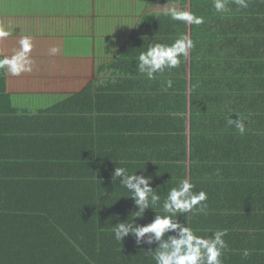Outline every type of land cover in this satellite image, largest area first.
<instances>
[{"label": "trees", "instance_id": "obj_1", "mask_svg": "<svg viewBox=\"0 0 264 264\" xmlns=\"http://www.w3.org/2000/svg\"><path fill=\"white\" fill-rule=\"evenodd\" d=\"M159 1L204 22L144 14L101 67L112 69L105 81L50 106L18 104L0 70V264H155V243L114 239L113 227L138 210L123 178L112 179L117 166L151 176L161 203L188 178L207 192V208L179 222L201 236L226 230L223 264H264V3L230 2L221 14L212 0ZM181 35L195 47L179 68L155 80L138 72L149 45ZM229 117L243 118L246 133ZM157 214L162 207L149 208L135 224Z\"/></svg>", "mask_w": 264, "mask_h": 264}, {"label": "crops", "instance_id": "obj_2", "mask_svg": "<svg viewBox=\"0 0 264 264\" xmlns=\"http://www.w3.org/2000/svg\"><path fill=\"white\" fill-rule=\"evenodd\" d=\"M123 2L122 5V0H0V27L10 33L0 40V59L18 51L19 41L25 36L33 44L30 53L33 71L20 76L7 73V90L18 104L34 110L44 108L80 92L97 77L105 81L112 69L101 67L119 55L141 17L179 6L159 0ZM113 11L132 22L125 29L130 32L126 43L125 37L117 40L119 49L106 59L111 52L109 42L118 35L110 21ZM136 13L140 15L137 17ZM52 47L59 48V52L51 54ZM29 95H33L31 100Z\"/></svg>", "mask_w": 264, "mask_h": 264}, {"label": "clouds", "instance_id": "obj_3", "mask_svg": "<svg viewBox=\"0 0 264 264\" xmlns=\"http://www.w3.org/2000/svg\"><path fill=\"white\" fill-rule=\"evenodd\" d=\"M217 13L230 12L229 3H234L238 9L249 7L250 0H212ZM264 3V0H260ZM165 15L174 21L202 24L203 18L197 17L188 11H180L175 7L165 10ZM10 33L0 27V40L8 37ZM20 49L11 56L0 59V70L10 73L12 76H20L22 73L33 71V60L30 53L33 48L30 37H23L20 41ZM195 47L193 40L187 35H181L171 44L155 43L149 45L146 51L139 54L137 70L148 80H155L165 70L179 68L182 59H186L190 50ZM59 48L52 47L50 53L55 55ZM172 80L166 81L165 90L172 87ZM228 125L233 126L239 134L246 133L243 118L227 120ZM219 173V170H217ZM123 178L120 185L126 188L134 198V205L138 208L134 212L131 222H120L113 227L114 239L123 241L129 234L133 235L136 243L156 244L155 250L149 249L155 264H223V255L228 248L224 237L226 230H216L211 235L201 236L190 226L178 220L180 214H192L204 212L207 208L208 194L204 190L194 191L196 185L188 178L178 181L176 186L169 189L166 198L161 203V196L153 189L151 176L130 174L125 167L117 166L112 173L115 182L117 178ZM162 207L165 215L157 214L155 219L146 225L135 224L134 218H143L147 209ZM146 238V239H145ZM242 257L250 256L248 249L242 250Z\"/></svg>", "mask_w": 264, "mask_h": 264}, {"label": "rangeland", "instance_id": "obj_4", "mask_svg": "<svg viewBox=\"0 0 264 264\" xmlns=\"http://www.w3.org/2000/svg\"><path fill=\"white\" fill-rule=\"evenodd\" d=\"M124 4L123 0H122V5ZM114 7H116L115 3L113 4ZM136 13L135 16H139L140 14ZM111 23H112V27L113 30H115L117 32L118 35L115 34V37L114 39H112L110 42H109V46H111V52H108L107 55H110L109 58H106V59H110L111 56L115 55L117 50L119 49V44L117 42V40L121 41L123 40V38L125 37V41L124 43H126V41L128 40V34L130 33L129 31L125 30L127 29V25L131 24L132 22V19L129 18L128 20L126 18H124L123 16H117L116 14V11H113L112 12V18L110 19ZM123 29V30H122ZM119 30H122V31H119ZM114 59V58H113ZM113 59H110L113 60ZM104 61V60H102ZM33 98V95H29V99L31 100Z\"/></svg>", "mask_w": 264, "mask_h": 264}]
</instances>
